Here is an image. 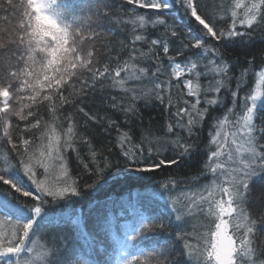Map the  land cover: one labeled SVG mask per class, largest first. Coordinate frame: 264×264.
<instances>
[{
    "label": "snow or ice",
    "instance_id": "snow-or-ice-1",
    "mask_svg": "<svg viewBox=\"0 0 264 264\" xmlns=\"http://www.w3.org/2000/svg\"><path fill=\"white\" fill-rule=\"evenodd\" d=\"M0 264H264V0H0Z\"/></svg>",
    "mask_w": 264,
    "mask_h": 264
},
{
    "label": "trees",
    "instance_id": "trees-1",
    "mask_svg": "<svg viewBox=\"0 0 264 264\" xmlns=\"http://www.w3.org/2000/svg\"><path fill=\"white\" fill-rule=\"evenodd\" d=\"M259 43V42H258ZM145 123L151 119L153 125H157L163 122V114L160 109H142ZM207 133V127L204 129V135ZM198 167V162L196 159L189 161L186 165L176 168V166H164L158 172L153 174H148L146 179L143 181L132 180L129 183L134 185H141L145 183H155L159 180L167 177L169 175L178 176V177H187L190 173H194ZM119 191V189H117ZM98 259H104L103 256L97 257Z\"/></svg>",
    "mask_w": 264,
    "mask_h": 264
}]
</instances>
